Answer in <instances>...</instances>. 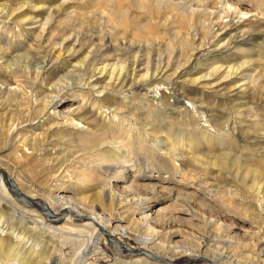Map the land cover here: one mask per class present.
Listing matches in <instances>:
<instances>
[{
	"label": "bare ground",
	"instance_id": "1",
	"mask_svg": "<svg viewBox=\"0 0 264 264\" xmlns=\"http://www.w3.org/2000/svg\"><path fill=\"white\" fill-rule=\"evenodd\" d=\"M0 1H3L0 3V40L11 46L10 54H13V58L5 54L4 62L0 58V69L6 74L0 81V100L2 109L11 115L5 138L3 130L0 131V141L3 139L5 144L0 149V162L5 157L4 152L14 149L28 156H38L45 166L54 164L56 167H53L49 183L52 188L44 190L49 194L50 205L28 196L31 192L25 189L34 187L28 178L23 176L20 181L12 173L14 169H0V264H95L87 261L93 241L91 235L81 231L75 235L84 247L74 263H67L62 254L37 238L38 231L53 229L61 222L70 224L68 220L73 217L89 221L90 229L94 226V231L106 241L117 242L116 233L137 234L141 249H133L122 241L113 245L117 249L116 264H175L174 255L185 253L193 255L189 264H264V0L250 1L256 6L254 11L241 8L248 0H101V7L94 6L79 16L73 11L72 0H62L58 6H42L47 12L43 13L45 18L39 20L37 29L33 28L36 22L31 21L38 18H26L23 16L26 10L21 11L25 7L35 9L33 0H14L21 4H15L13 9L9 8L8 0ZM25 1L28 3L23 4ZM206 4L210 9L200 12ZM61 13L66 14V19L74 18L69 26L72 34L62 40L57 36V43L53 38L48 42L49 29ZM199 13L207 14L209 20L201 21L197 18ZM26 26L32 29H24ZM76 26L79 28L75 30ZM24 34L28 39H22ZM85 44L88 51L84 59L73 64L72 59ZM76 46H80V50H76ZM211 47L215 51H211ZM31 52L36 56H31ZM98 55L101 56L99 60L95 59ZM180 60H185L184 65L176 67ZM197 62L204 68H191ZM21 63L28 67L21 72L23 76L17 74ZM225 80L230 88H238L237 94L244 102L234 110L237 116L225 118L223 134L237 136L241 148L226 145L223 135H214L219 139L216 149L222 153L208 154L209 150L199 155L186 154L185 131L193 130L192 124L197 129L204 124L209 128L217 125H209L206 116L198 113L201 107L189 101V91L179 81L200 85L204 96L206 88L215 81ZM66 101L69 107L60 111V105ZM177 101H183L182 107L180 103L176 106ZM200 103L203 105V100ZM142 108L149 113L150 121L142 120ZM183 110L188 113L183 114ZM160 112L171 115L160 122L165 125V121L171 119L167 122L168 132L151 128L155 125L153 118L163 116ZM175 124L184 128L178 126L180 130L172 137ZM237 125L242 126L240 133L235 129ZM247 125L248 129L252 128L251 133L243 132ZM106 128L119 129L139 144H147V151L153 155L162 153L158 157L166 169L178 167L182 170L188 163L191 169L218 170L229 176L235 174L237 178L238 174H245L241 182L251 191L250 204L263 224H258L261 228L253 234L259 237V242L251 246L242 240L244 235H240L238 243L237 232L231 233L224 242L241 251L249 249L251 254L244 256L245 261H238V257L228 251L225 254L224 249V252L207 250L204 257L194 256L201 247L192 246L189 240L174 244L169 236L173 231L155 229L161 212L145 215L147 197L139 201L121 198L114 186L116 177L144 188L142 191L155 192L162 186L143 172L145 167L138 161L133 163L124 146L108 136H100ZM53 130L70 136L85 134L90 137L88 147L80 150L86 156L87 169L70 179V189L77 190L74 191L76 200L56 189V185L65 183L69 177L70 171L65 165L70 159L64 160L68 153L54 156L48 148ZM45 153H50L48 158L55 157V160L45 159ZM21 158L17 153L16 159ZM93 171L101 178L95 177ZM60 172L63 175L57 179ZM137 178L143 182H136ZM191 178L195 188L199 177L191 175ZM165 180L160 178L162 182ZM53 189L58 191L52 193ZM89 189L101 190L93 195L94 202L99 204L87 203ZM197 189V192H188L194 196L189 199H197L202 208H212L213 195L207 196L200 186ZM5 190L11 193V199L6 197ZM171 195L169 192L171 200H182L180 193L177 197ZM139 202H143L141 212L144 215L135 219L130 207ZM188 206L205 223H213ZM6 212L10 215L8 219ZM132 221L136 226L131 225ZM221 227L219 224L217 233L222 231ZM80 228L90 232L88 227ZM214 242L217 241L208 243L209 249L214 247ZM125 252L129 257H124ZM218 256V262L214 263L211 259Z\"/></svg>",
	"mask_w": 264,
	"mask_h": 264
},
{
	"label": "rangeland",
	"instance_id": "2",
	"mask_svg": "<svg viewBox=\"0 0 264 264\" xmlns=\"http://www.w3.org/2000/svg\"><path fill=\"white\" fill-rule=\"evenodd\" d=\"M251 0H248L247 3L241 8L244 11L247 10H255L256 6L252 5ZM256 1V0H255ZM3 1H0L2 3ZM74 3L73 5V11L77 12V15H81L83 12H85L87 9L90 11L92 7H101L102 2L101 0H72ZM8 3L10 4V9L15 8V4H21V1H14V0H8ZM28 3L25 1L23 4ZM62 3V0H33L32 5L36 6L35 9L30 10L29 8L25 7L21 9V11L26 10V14L23 16L26 18L31 19L32 17H37V20L31 21L32 23L36 22L35 25H33V28H38L39 20L44 19L43 13L47 12L42 9V6H58ZM46 4V5H43ZM256 5V4H255ZM18 8V7H17ZM210 6L206 4V6L203 7V10H200V12L209 10ZM35 10V12H30ZM206 16H208L205 13H199L197 15V18H199L201 21L203 20H209L206 19ZM74 21V18H68L66 19V14L61 13L58 14V16L55 19L54 25L49 29V34L46 36L47 41H52V38L54 39V43H57V36H59V40H62L63 38L69 37L72 32L69 29L70 24ZM97 26H101L102 24ZM30 26H26L24 29H29ZM16 29V27H14ZM79 27L76 26L75 30ZM242 30V29H241ZM28 35V33H27ZM23 40L28 39L26 38V35H23ZM104 40V39H103ZM60 42V41H59ZM206 43L208 41H205ZM68 45V44H67ZM0 58H2L5 54L10 55V58H13V54H10L11 46L7 45L5 41L0 40ZM76 50H80V46L75 47ZM87 45H84V48L77 56H75L72 59V63H78L81 62V60L84 59ZM211 51H215L213 47L210 48ZM219 51V50H217ZM204 52V49H203ZM23 53V52H22ZM31 56H36V53L31 52ZM154 54L153 56H155ZM200 55V54H199ZM198 55V56H199ZM65 56V55H64ZM226 56V55H225ZM227 58V56H226ZM95 59L99 60L101 59V56L95 57ZM6 60L2 58V62ZM185 60H180L179 64L176 65V67H182L184 65ZM19 69L18 75L23 76L21 73L22 71L28 70L25 63L18 64ZM191 68H194L195 70L204 68L200 62H197L192 65ZM3 70L0 69V81L5 79V73L2 72ZM24 80V78H23ZM179 84H184V86L187 87V90L189 91V96L191 100L190 102L197 103V106L201 107V111L199 110V114H204L206 118L208 119V124L212 126H216L214 128H209L206 124L200 125L197 129L194 124H192L193 130L185 131L186 133V139L187 142L185 144L186 147V154L193 155V154H204L207 153L209 150L210 152L208 154H220L222 151L218 148V141L219 139L215 137L214 135H223L224 141L226 142V145H233L238 148H241L240 140L236 136H225L223 134L224 132V122L225 118H231L237 116L234 113V110L241 105L244 101L242 99L241 95H238L239 92L238 88H230V84L225 81H215L214 84L205 90V95H202V88L200 85L194 86L190 85L189 81H179ZM180 87V85H178ZM240 86V85H239ZM238 86V87H239ZM140 88V87H139ZM175 92L178 93V90L174 87ZM122 99V98H121ZM120 99L119 106L122 105V101ZM200 100H203L204 104L201 105ZM254 102V101H253ZM180 103L181 107L183 104V101H177L176 106ZM70 103L68 101L62 103L60 105L59 110L65 111L67 107H69ZM0 131L3 130V138L8 134L6 125L9 123L8 118L11 116L8 114L7 110L2 109L3 103L2 99L0 100ZM171 107H169V110ZM175 109V108H174ZM207 110V111H205ZM145 109L142 108L141 117L142 120L145 122L150 121V119L147 117L149 113L144 112ZM183 114H186L188 112H184ZM159 113V112H158ZM160 114H163L160 118H153V123L155 125L151 128L153 130L161 131V129L165 132H168L170 130V125L167 124V122H170L171 119L165 121L166 124H161L162 118L165 119L166 117H170L171 115L168 112H160ZM191 115V114H190ZM205 118V119H206ZM101 123V121H100ZM202 124L204 122H201ZM177 126L174 127L172 133V137H175L176 133H178V130H180L182 125L175 124ZM248 126H245L243 132L245 133H251L252 128L248 129ZM242 126H235V129L240 133ZM184 131V129H181ZM236 131V132H237ZM104 134H101L100 136H108L114 140V142L120 143V145L124 146V149L127 153L130 154V157L133 160V163L135 161H138L139 164L144 168V173L147 176H151L154 179V182L160 183L162 186L159 190L152 192L150 190L142 191V187L136 186L135 184H132L131 181H125L122 182V180L119 177L114 178V186L118 190V195L121 198H135V200H140L141 198L147 197V204L148 210L145 213V215L152 216L154 215L155 211L160 210L161 215L158 219V224H155V229L163 231V232H170L173 231V234H169V236L174 239V244L176 242L184 243L189 240V242L192 244V246H199L201 249L194 254V256H205V252L207 250L214 249L215 252H224L225 254L227 251L229 254H235L238 257V261L243 262L245 261L244 256L246 254H251V251L248 249L246 251H241L237 249L234 246L229 247V245L225 244L224 242L227 240V237H230L231 233H238L237 242L239 243L241 241L240 235H244L242 237V240L249 245H255L259 242V237H255L253 234L257 232L258 228H261L258 226L260 224L261 226L263 224L260 223L261 216L258 214L256 209L250 204L251 201V191L241 182V179L245 177V174H238V178L235 174L232 176L226 175L225 172H220L218 170H210V169H202V168H190L188 163H185L186 167H189L190 170L187 171L186 167H184L182 170L178 167H169L166 169L163 165V160L158 157L159 155H153L152 152L147 151V144H139L134 139H130L127 133L119 132V129L114 128H106L103 130ZM66 135V136H65ZM62 138V139H60ZM51 142L49 143V149L50 151L54 152V156H59L63 152L68 153V156L64 158L66 160L67 158L70 159V162L68 164H64L66 167H68L70 173L69 177L65 179V183L56 185V189H61L62 194H64L67 197H72L76 200V194L74 191H77L75 189H70L72 186L70 185V179L71 176L83 174V172L87 169L86 165V156L84 153L80 152L81 149H85L88 147L90 142V137L85 134L80 135H68L63 134L61 131L53 130L51 132ZM191 141V143H190ZM65 142V145H64ZM5 146L3 139L0 141V149H3ZM12 151L4 152L3 157L0 162V169L10 167L11 169H14L12 173L17 176V178L21 181L22 177L25 176L30 180V182L34 185V187L26 188L25 190L30 191L31 194L28 196H33L37 202L50 205V201L48 199V195L44 190L48 188L51 189L52 187L49 186V183L53 177V171H54V164L53 165H46L43 164L42 160L39 159L38 156H28L24 153L17 152L14 149H11ZM73 150V152H71ZM217 150V151H215ZM242 150V149H241ZM79 152V153H78ZM87 152V151H84ZM17 153L22 155L21 159H16ZM79 154L74 155L73 158H69L71 154ZM82 153V154H80ZM50 153H45L44 158L48 160H55L53 158H48ZM63 160V158H62ZM63 160V161H64ZM71 162L73 164L71 165ZM63 163V162H62ZM19 166L18 169L16 167ZM64 166V167H65ZM259 166V164H257ZM49 168V169H48ZM56 168V167H55ZM179 169V171H177ZM65 171V170H64ZM95 174V177L101 178V175L97 173L96 171H93ZM63 175V172H60V175L57 179H59ZM130 177L134 174H128ZM193 177H199V179L196 181V186L194 188L192 183ZM160 178H165V181H160ZM143 182V180L136 179V182ZM133 186V188H130ZM197 186L201 187V190L204 191V193L209 196L213 195V207L208 208H202L198 205V200L191 201L190 199H193L194 196L188 195L194 190L197 192ZM65 189V190H62ZM58 190L53 189L52 193H56ZM88 198H90L87 203L88 204H99L98 202H94L93 195L99 193L101 190L98 189H89L87 190ZM37 196L35 197L34 195ZM169 192H172L171 196L177 197V195L180 193L182 196L180 199L185 200L184 202L181 200H171L169 198ZM200 194V193H199ZM198 194V196H199ZM5 195L8 199L12 198L11 193H9L7 190H5ZM187 198V199H186ZM190 198V199H189ZM156 201V202H155ZM190 205L195 211H197L201 216H204L207 221H213V223H205L203 219L200 216H195L190 207ZM1 208V206H0ZM131 212H133V215H135V219H139L142 217L143 212L142 209H144L143 202H139L138 205L130 207ZM202 211H205L202 213ZM6 218L8 219L10 215L8 212L5 213ZM264 217V216H263ZM263 220V218H262ZM70 224H64V222H61L59 225H57L55 228H45L43 231H38L37 238L39 240H43L50 249H53L57 251L58 253L62 254L64 256V259L67 261V263H74L76 261L75 258H77V255L81 251V249L84 247L83 243L81 242V239L78 237H75V235L79 234L80 231L82 234L91 235L93 238L92 245H90V253L87 257L88 263H95V264H116V252L117 249L115 246L118 241H122L128 246H130L133 249L142 248L140 242L136 239L137 234L134 232L132 235H122L121 233L114 234L115 241L114 240H108L106 241V238H104L100 233H96L94 230V226L89 227V221H84L80 218H71L68 220ZM85 222V223H84ZM222 224V231L220 233H217L218 225ZM126 223H124V226ZM131 225H134V221H132ZM80 226L88 227L90 229V232L88 233V230H83L80 228ZM128 226V225H127ZM264 229V226H263ZM67 231L68 233H65ZM144 231V230H143ZM142 231V232H143ZM112 233L113 230H110ZM209 233L208 236H206V233ZM71 235V237H70ZM147 235V234H145ZM222 240V242L220 241ZM216 240L217 242H214L213 248H208V243L210 241ZM110 241L113 243H110ZM95 243V244H94ZM97 246V247H96ZM173 247V245H172ZM219 248V249H217ZM96 249V250H95ZM224 249V251H222ZM95 250V251H94ZM92 251V252H91ZM126 251V250H124ZM91 254V255H90ZM130 254L125 252L124 257H129ZM193 255L190 253H185L181 255H174L173 262L175 264H189L191 258ZM219 259V256L215 259H211L214 263H217ZM72 261V262H71ZM27 263H30V261H26Z\"/></svg>",
	"mask_w": 264,
	"mask_h": 264
}]
</instances>
